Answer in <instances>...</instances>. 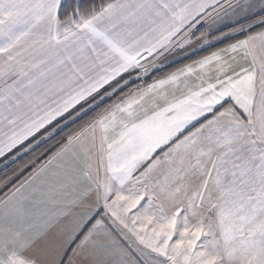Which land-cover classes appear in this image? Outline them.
Masks as SVG:
<instances>
[{
    "label": "snow or ice",
    "instance_id": "1",
    "mask_svg": "<svg viewBox=\"0 0 264 264\" xmlns=\"http://www.w3.org/2000/svg\"><path fill=\"white\" fill-rule=\"evenodd\" d=\"M0 264H264V0H0Z\"/></svg>",
    "mask_w": 264,
    "mask_h": 264
}]
</instances>
